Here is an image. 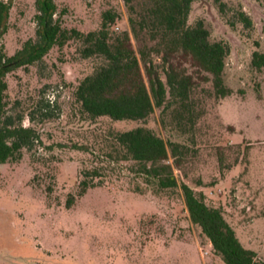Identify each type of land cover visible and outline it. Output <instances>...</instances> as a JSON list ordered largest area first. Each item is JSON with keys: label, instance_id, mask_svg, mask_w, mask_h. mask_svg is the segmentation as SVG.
Masks as SVG:
<instances>
[{"label": "rangeland", "instance_id": "1", "mask_svg": "<svg viewBox=\"0 0 264 264\" xmlns=\"http://www.w3.org/2000/svg\"><path fill=\"white\" fill-rule=\"evenodd\" d=\"M56 1L68 27L98 28L102 12L113 7L120 12L114 28L130 29L124 0ZM222 1L195 0L190 20L204 18L212 37L230 41L224 75L232 91L217 96L200 78L202 114L186 131L188 148L174 167L178 180L222 206L241 241L264 257V67L251 62L253 50L264 48V0ZM238 7L250 15L251 26L237 19ZM35 13V0H13L3 39L8 54L35 35ZM78 46L74 38L55 45L42 61L7 75L11 98L44 91L60 108L54 117L34 123L43 143L0 163V264H226L192 221L179 186L144 185L138 191L130 178L114 175L79 193L87 154L71 143L87 141L96 127L129 129L142 121L80 118L73 89L94 63L80 55ZM24 123L32 122L25 117ZM147 124L166 138L177 131L159 107Z\"/></svg>", "mask_w": 264, "mask_h": 264}, {"label": "trees", "instance_id": "2", "mask_svg": "<svg viewBox=\"0 0 264 264\" xmlns=\"http://www.w3.org/2000/svg\"><path fill=\"white\" fill-rule=\"evenodd\" d=\"M194 1L124 0L130 29L114 28L120 12L110 7L102 12L98 28L83 31L64 24L56 0H35V35L8 54L3 39L13 0H0V163L43 143L34 123L38 118L54 117L60 108L44 91L30 98H11L8 73L42 61L55 45L77 39L78 52L93 61L94 68L74 86L76 113L93 122L102 116L142 121L129 129L96 127L87 141L71 143L87 154L82 160L79 193L114 175L130 178L138 191L144 185L156 189L179 186L192 221L201 226L226 264H264V257L241 241L222 206L209 203L204 190L179 181L175 173L174 164L181 163L188 148L186 131L202 114L201 82H209L211 91L220 97L232 91L224 75L231 43L225 37H212L204 18L190 20ZM236 16L251 26L252 18L243 7H238ZM251 62L256 68L264 67V48L253 50ZM156 107L177 129L170 130L167 138L147 124ZM25 117L32 123L25 124ZM73 199L70 196L68 204Z\"/></svg>", "mask_w": 264, "mask_h": 264}]
</instances>
